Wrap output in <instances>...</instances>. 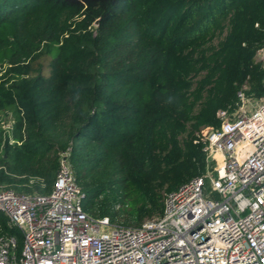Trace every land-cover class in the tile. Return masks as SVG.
Returning <instances> with one entry per match:
<instances>
[{
  "label": "trees",
  "instance_id": "16d2710c",
  "mask_svg": "<svg viewBox=\"0 0 264 264\" xmlns=\"http://www.w3.org/2000/svg\"><path fill=\"white\" fill-rule=\"evenodd\" d=\"M263 26L264 0H0V118L15 122L0 186L50 194L69 153L88 215L161 217L165 194L204 175L218 112L245 85L264 96ZM1 236L22 249L2 213Z\"/></svg>",
  "mask_w": 264,
  "mask_h": 264
},
{
  "label": "built area",
  "instance_id": "2783aa9c",
  "mask_svg": "<svg viewBox=\"0 0 264 264\" xmlns=\"http://www.w3.org/2000/svg\"><path fill=\"white\" fill-rule=\"evenodd\" d=\"M257 61L264 66V46ZM249 90L200 134L204 175L165 194L164 214L139 227L84 211L69 153L50 194L0 186V213L23 235L20 251L16 236L0 237V264H264V96ZM14 125L1 116L4 142L14 143Z\"/></svg>",
  "mask_w": 264,
  "mask_h": 264
},
{
  "label": "rangeland",
  "instance_id": "374dc122",
  "mask_svg": "<svg viewBox=\"0 0 264 264\" xmlns=\"http://www.w3.org/2000/svg\"><path fill=\"white\" fill-rule=\"evenodd\" d=\"M42 62H43V64H44L45 72H47L48 69H49V67H48L49 62L46 61V60H43Z\"/></svg>",
  "mask_w": 264,
  "mask_h": 264
},
{
  "label": "water",
  "instance_id": "95a60500",
  "mask_svg": "<svg viewBox=\"0 0 264 264\" xmlns=\"http://www.w3.org/2000/svg\"><path fill=\"white\" fill-rule=\"evenodd\" d=\"M98 24H99V20H97V21L95 22V26H98Z\"/></svg>",
  "mask_w": 264,
  "mask_h": 264
}]
</instances>
